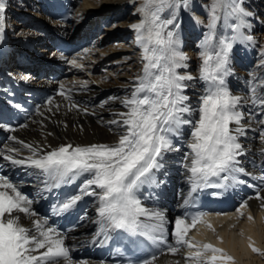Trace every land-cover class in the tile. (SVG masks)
I'll list each match as a JSON object with an SVG mask.
<instances>
[{"label": "snow or ice", "instance_id": "obj_1", "mask_svg": "<svg viewBox=\"0 0 264 264\" xmlns=\"http://www.w3.org/2000/svg\"><path fill=\"white\" fill-rule=\"evenodd\" d=\"M188 2L144 0L138 9L143 19L131 27L136 30V43L142 49L144 64L142 74L135 78L133 91L121 100L127 110L116 113L119 119L109 121L122 128L114 143L75 146L69 143L50 151L28 144L25 147L31 155L21 159L15 156L17 149L0 150V156L13 164L39 169L45 177L46 189L86 177L79 189L80 194L69 196L55 208V212L60 214L72 209L83 195L96 196L99 202L96 235H103L105 240L110 238L109 231L120 230L133 237H143L153 245L166 242L164 214L145 205L140 198L141 189L155 182V172L163 167L160 161L164 154L178 150L174 149L171 136L183 125H189L191 129L187 142L190 151L183 158L191 185L185 204L192 193L201 188L223 189L228 186L230 178L238 183L244 182L236 180L235 174L251 175L239 166V157L246 151L240 143V137L245 134L242 107L251 104L264 111V74H250L246 96L233 95L224 79L230 71L228 63L233 44L237 40L253 41V37L245 36L241 31L247 26L244 17L251 13L241 6L243 0H211L207 6L208 31L201 42L199 76L205 82V89L198 101V119H184L185 113L193 111L186 103L188 96L183 94L188 87L184 82L194 77L176 72L178 67H187L182 63L187 57L177 51L179 24L176 17L181 6L187 8ZM4 12L5 3L0 0V39L4 32ZM165 12L169 18H162ZM232 18L238 22L228 23ZM222 21L223 27L232 30L231 36H217V25ZM71 63L82 67L75 58ZM259 66L264 68V58ZM259 123L264 124V119ZM259 138L264 143V130ZM11 139L16 140V137ZM19 143L23 144V141ZM260 153L264 155V148ZM213 177L221 182L213 183ZM257 199H264L259 192ZM32 204L33 201L20 191L17 184L0 175V264H75L69 247L65 245L66 237L48 226L47 220L36 218L31 226L20 222L21 214L28 219L36 216ZM203 219L202 213L193 215L190 222L187 216L177 217L174 222L176 246H169L168 252L176 254L181 246H187L197 249L186 254V258L195 264H231L234 258L224 249L211 243L198 244L189 237L190 229ZM253 251L259 252L260 249L253 247ZM156 260L157 256L151 255L139 264H155ZM80 264L87 262L81 261ZM127 264L133 262L129 260Z\"/></svg>", "mask_w": 264, "mask_h": 264}, {"label": "bare ground", "instance_id": "obj_2", "mask_svg": "<svg viewBox=\"0 0 264 264\" xmlns=\"http://www.w3.org/2000/svg\"><path fill=\"white\" fill-rule=\"evenodd\" d=\"M12 1L14 0H3L5 3L4 30L7 29V18L15 16L19 19H15L13 25L20 27L15 29L14 34H16V30H21L19 34H22L26 30V24L31 22L32 25L34 22L36 28L33 31L36 30V35L39 36L38 41H35V39L33 41V38L24 41L19 37L18 41L13 42L12 46L17 43L15 46H20V49L24 48L27 51L26 55L33 56L31 54L33 48H26L25 43L28 46H34L36 49L37 44H42L44 46L41 48L45 47L43 51L49 46L47 41H43L46 39L45 34H42L36 24H41L40 28L43 27L49 31L58 29L61 31L63 38L74 43L86 42L88 37L95 38L94 36H97V34L93 33V30H101L104 26L109 25L116 33L111 35L110 31L107 30L100 32V34L103 33V37L110 35L109 42L128 38L130 43H115L111 49H102L103 52H106L105 56L100 52H97L96 56L93 53H89L86 59H90V61L93 59L95 61L104 60L111 54H115V56L120 54L119 60H127L130 57H134V60L141 65V70L133 71L127 68L125 69L126 72H122L114 76L115 78L100 83V85L94 80L81 83L79 82L80 78L75 80L73 77L67 78L58 84L52 81L48 75L41 74L47 72V70L43 71L41 65L38 66L36 65L37 63H35L34 70H36V73L34 74L30 72L26 76L15 74L13 72L16 69L15 61L14 58L10 57L9 65H13L11 70L6 71L2 63L0 64V109L5 110L12 106L15 90L31 93L40 101L52 97L50 100L52 103L43 101L42 107L37 114L30 117L26 123L18 124L14 127L2 126V120L0 119V150L7 148L17 149L18 153L15 156L17 159H21L31 155L30 150L25 147L28 144L40 147L43 151H50L62 144L69 143L74 146L114 143L118 139L122 128L119 125L110 124L109 121L119 119L116 113L127 110L121 104V100L130 95L133 91L135 78L142 74L144 61L142 60V52L138 51H142V49L136 43L137 33L131 26L140 23L143 19V14L138 9L142 6L144 0H74L77 4L75 19L68 24L49 21L47 6L50 7L51 0H47L44 4H41L38 0H18L22 1V6L20 8L17 6L11 7L12 9L9 11V4L10 2L13 3ZM197 2L198 6L193 4L191 0L188 2L187 8L181 6L176 17V22L179 24V29L176 32V38L179 41L177 51L180 52L185 45L186 52L183 55L186 57L194 44L195 51L192 55H201V42L208 31L207 24L198 23V20L191 14V9L194 7L198 11L201 9L206 10L211 0H206V2L205 0H197ZM259 3L258 0H243L241 6L251 13L245 19L250 20L252 23L257 22L261 26L264 23L262 15L264 11L262 9L257 11ZM111 6H114V9L116 7L118 11H112ZM106 7L108 8L105 9ZM27 13L30 15V19L24 17ZM162 18H169L168 12H165ZM237 22L235 18L228 21L230 24ZM169 27L171 28L172 26ZM251 27L249 30H251ZM30 31L29 29L25 34ZM241 31L245 36H250L249 34H251L250 31L245 29ZM216 32L218 37L221 35L231 36L233 34L230 28L223 27V21L217 25ZM32 35L36 36L35 34ZM100 40L101 37L98 39L96 46L104 42H100ZM262 42H264V39ZM259 43H261L259 40L253 38V41L237 40L233 44L229 54L228 68L230 71L224 78L227 88L233 95H248L250 74L253 72L264 74V68L259 66L264 54L258 57L256 55L257 52L262 54L261 51H263L264 53V44L260 45L262 48H259ZM235 47L247 48L250 56L245 55L247 63L239 64L235 57L232 58L231 53L235 52ZM87 51L86 49L82 53L85 54ZM18 53L16 54V51H14L12 54L20 55ZM182 63L186 64L187 67H178L176 69L177 74L194 77L193 80L184 82L188 87L184 89L183 94L188 96L189 99L186 103L193 110L190 113H185L184 119H198V101L205 89V82L199 79L202 57L200 60L194 57V61L190 62L192 63L191 65L188 62L186 63L185 60ZM95 64L97 62L92 64V67ZM97 66L99 64L95 65L96 68ZM47 67L54 68L50 65L45 68ZM188 67L190 68L188 69ZM72 69L75 68H67V70ZM89 71L93 72L92 69ZM6 72L7 74H12L13 77L4 75ZM96 76L98 77V75ZM96 76H94L95 80H97ZM61 85L64 86L63 89ZM62 92L64 93L63 95L61 94ZM70 105H76L77 107H70ZM242 111L245 113V119L242 121L245 125V134L240 137V143L244 145L246 151L243 156L239 157V166L243 167L245 172L251 173V175L237 173L235 174L236 180L244 182L238 183L230 178L229 185L240 198H248L254 214L258 210L260 211L255 215L256 218L250 215L252 219L248 218L246 220L244 214H238L233 217L226 213L212 215L208 221L200 222L195 228L190 229L189 237L194 238V242L201 245L216 243L225 247L227 251L225 249L224 251L234 258L231 264H264V199H257L258 192L260 197L264 198V155L260 153V149L264 148V143L259 138L261 130H264V124L259 123V121L264 119V111H261L259 107H253L251 104L244 105ZM190 130L189 125H183L176 134L171 136L173 147L178 150L164 154L163 159L160 161L163 167L155 172V182L146 184L141 189L142 195L140 198L145 205L160 210L165 217L164 235L166 242L158 244L162 254L157 258L155 264H195V261L186 258V254L188 251H196L197 249L181 246L176 254L166 250L169 246H176L174 222L177 217H184V210L187 209L191 200L187 204L184 203L191 187L187 179L190 173L183 166V158L190 151L187 147V142L190 139ZM12 137H16V140H12ZM19 141H23V144L19 143ZM0 174L17 184L20 191L33 201L32 209L36 216L28 219L21 214L20 222L25 226H31L36 218L46 220L40 204L45 197V192L50 187L45 188V177L40 170L28 165L13 164L4 159L3 156H0ZM85 178L82 176L67 184L77 188L78 195ZM199 190L196 192H199ZM196 192L192 193V195ZM250 193L255 194L250 196ZM84 197L88 202L84 224L65 236V245L69 247L75 264H80L81 261H86L87 264H109L108 262L101 263L97 260L95 257L97 249H93L91 245L100 237L104 238L103 235H96L98 231V224L96 223L98 219V199L93 195H84ZM253 247L260 249V251H253ZM229 250L231 253H229Z\"/></svg>", "mask_w": 264, "mask_h": 264}, {"label": "rangeland", "instance_id": "obj_3", "mask_svg": "<svg viewBox=\"0 0 264 264\" xmlns=\"http://www.w3.org/2000/svg\"><path fill=\"white\" fill-rule=\"evenodd\" d=\"M29 1H33V0H29ZM190 1V0H189ZM192 2H193V4H195V5H197L198 6V2H197V0H191ZM260 3L258 4V6H257V11H260L261 9L264 11V0H258ZM13 3H11L10 2V4H9V11H10V9H12L11 7H15V6H17V7H21L22 5H21V3H22V1H18V0H14V1H12ZM205 2H206V0H205ZM262 2V3H261ZM17 4H19V5H17ZM200 7V6H199ZM108 7H106L105 9H107ZM8 9V8H7ZM111 9H112V11H114V10H116V11H118V9L115 7V9H114V6H111ZM252 9V8H251ZM18 11V10H17ZM191 14L197 19V20H199V21H203V23L204 24H207L208 23V20H209V16H208V9H206V10H204V9H201L200 11H198V10H196L194 7H192V9H191ZM263 18H264V12H263ZM10 16V15H9ZM24 17L25 18H28V19H30V15L27 13V14H25L24 15ZM10 18V19H9ZM246 17H244V20L246 21V24H247V26L246 27H244L243 29H245L246 31H250L251 32V34H249L251 37H253L255 40L257 39V40H259V42H261V43H259L258 44V47L259 48H262V46H260V45H263L264 44V42H262V40L264 39V23H262V25L260 26L257 22H255V23H252L250 20H248V19H245ZM15 19L17 20V19H19L18 17H15V16H11V17H8L7 18V28H8V30H9V33L12 35V37H13V34L12 33H14V31H15V29H17V28H19L20 26H17V25H13V22L15 21ZM30 21V20H29ZM6 23V22H5ZM27 25V24H26ZM252 26V27H251ZM250 27H251V30H249L250 29ZM26 30H25V32H27L28 30H29V27H26L25 28ZM110 31V34L112 35L113 33H116V32H114L113 30H112V28L109 26V25H106V26H104L99 32H97V37H96V41L101 37V40H100V42L102 41H104L103 43H102V45L100 46V47H98V46H96V44H95V46H96V50H93V54H95V56H96V52H100L101 54H103L104 56H105V54H106V52H103L102 51V49H104V48H106V49H111V47H112V45H114L115 43H118V44H125V43H130L129 41H128V39H126V38H124V39H119V40H114V41H111V42H109V40H110V35L109 36H106V37H103V33H101L100 34V32H103V31ZM21 31V30H20ZM19 30H16V35H14L15 37H20L21 38V40H24L25 39V37H29L31 34H33L34 32H29V33H27L26 35H25V32H23L22 34H19V32H20ZM98 31V30H97ZM118 31V30H117ZM19 34V35H18ZM105 41H107V42H105ZM194 42H195V40H193ZM98 44V43H97ZM22 47V46H21ZM100 48H102V49H100ZM39 49H41V48H39ZM195 49V44L194 45H192V49H191V51H190V53H189V55L187 56V59L185 60L186 61V63L188 62V63H190V62H193L194 61V57H196V58H198V60H200V58H201V55L199 54V56L197 55V56H195V55H192V53H194V50ZM240 49H242V48H240ZM246 49V51H247V48H245ZM33 50H37L36 48H33ZM188 50V49H187ZM190 50V49H189ZM139 52H142L141 50H138ZM31 54L33 55V56H35L36 54H37V52H33L32 50H31ZM184 52H186V46L184 45L183 47H182V49H181V51H180V53H182V54H184ZM237 51H235V53H236ZM262 52V54H260V53H258L257 52V57L258 56H262L264 53H263V51H261ZM91 53V52H90ZM19 54V53H18ZM41 54V53H40ZM40 54L38 55V56H40ZM100 55V54H99ZM112 55V56H111ZM111 55H109L107 58H105L104 60H96L95 61V63L97 62V64H99V70H97L96 72H93L92 73V71H89V70H91V68L87 65V64H84V65H82V68L83 69H85L86 70V72L85 73H82L80 76L82 77H79L80 78V80H79V82H81V83H86L87 81H96L97 82V84L98 85H100V83H103L104 81H106V80H110V79H113V78H115L114 76H116V75H118V74H121L122 72H126V70L125 69H127V68H130L131 70H133V71H135V70H141L140 69V64L138 63V61H136V60H134L135 58L133 57H130L129 59H127V60H119V57H120V54L119 55H117V56H115V54H111ZM235 58H236V60L237 61H239V64H240V59H241V57H238V56H234ZM246 57V56H245ZM37 58V57H36ZM83 58H85V57H83ZM97 58V57H96ZM38 59H40V58H38ZM106 59H109V60H106ZM86 60H88V62H93V61H90V59H86ZM80 63V62H79ZM244 63H247V61H245L244 60ZM81 64V63H80ZM94 64V63H93ZM97 64H95V65H97ZM192 63H190V65H191ZM95 65H94V67H95ZM103 65V66H102ZM189 65V66H190ZM93 67V68H94ZM98 67V66H97ZM102 67V68H101ZM81 68V67H80ZM96 68V67H95ZM190 67H188V69H189ZM237 68H238V66H237ZM74 70H77V71H80V70H78L77 68H75ZM82 70V69H81ZM84 70V71H85ZM83 71V72H84ZM88 71H89V73H88ZM88 73V74H87ZM41 74H43L44 75V72L43 73H41ZM87 74V75H86ZM96 75H98V77L96 76ZM94 76H96L97 77V80H95V77ZM93 77H94V79H93ZM75 80H76V78H74ZM78 80V79H77Z\"/></svg>", "mask_w": 264, "mask_h": 264}]
</instances>
